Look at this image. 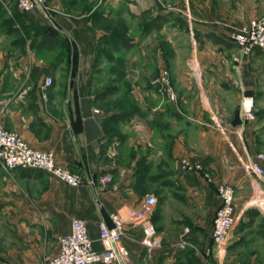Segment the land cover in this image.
Here are the masks:
<instances>
[{
	"label": "crops",
	"instance_id": "1",
	"mask_svg": "<svg viewBox=\"0 0 264 264\" xmlns=\"http://www.w3.org/2000/svg\"><path fill=\"white\" fill-rule=\"evenodd\" d=\"M126 1L47 0L50 20L35 8L25 13L28 19L0 27L2 127L35 149L50 150L56 163L85 181L67 185L44 170L0 167V264H43L74 216L102 250L96 225L101 219L110 224L111 213L124 221L117 245L125 264H264V181L239 163L264 153V85L256 87L255 74L240 76L228 65L209 74L207 63L221 61L198 59V71L184 76L181 91L162 97L157 89L139 90L132 103L111 104L112 93L97 95L107 87L99 80L108 68L100 50L110 32L122 30L120 11L112 10ZM128 3L132 15L150 19L167 13L174 0ZM176 3L197 51L222 45L233 18L264 13V0ZM243 96L252 98L253 120L243 118ZM115 112L127 118L116 120ZM183 158L202 172L182 171ZM104 173L111 179L87 183ZM221 183L233 184L234 218L225 243L214 246L211 220ZM146 194L157 198L147 217L160 241L148 252L139 242L141 227L129 222Z\"/></svg>",
	"mask_w": 264,
	"mask_h": 264
},
{
	"label": "built area",
	"instance_id": "2",
	"mask_svg": "<svg viewBox=\"0 0 264 264\" xmlns=\"http://www.w3.org/2000/svg\"><path fill=\"white\" fill-rule=\"evenodd\" d=\"M157 2L159 0H148ZM19 11H29L38 8L46 20L51 19V13L47 0H15ZM230 38L235 48L242 55H251L256 48H264V13L251 17L241 24L236 25L230 31ZM163 90L171 92L168 80V72L162 69L157 79ZM50 78L45 77L42 85L47 86ZM252 98L243 96L240 106L243 118L253 119ZM264 159L262 151L255 154L253 159H239L243 169L264 181V166L261 161ZM0 165L6 170L12 168H35L47 171L54 178L67 185H76L85 182L77 172L69 170L55 161L50 150H38L31 147L23 140L21 135L13 130H7L0 123ZM179 167L182 171L195 170L202 172V166L190 159H181ZM207 176V173L203 171ZM111 179L108 173L92 176L87 183H104ZM234 188L231 183H221L216 187L218 203L211 220L210 239L214 246L225 243L234 218ZM254 200V199H253ZM252 200V202H254ZM157 198L153 194H146L136 209L130 210L129 222L138 224L141 227L139 242L146 252L154 247L160 246L156 238V228L148 219L147 214L154 208ZM110 224L101 219L97 222L98 239L103 243L102 250H96L91 243V238L82 218L74 216L70 221V231L59 235L57 238V251L46 258L43 264H125L123 253L118 248L123 230L124 221L116 213L110 214ZM184 245L185 241L178 242Z\"/></svg>",
	"mask_w": 264,
	"mask_h": 264
},
{
	"label": "rangeland",
	"instance_id": "3",
	"mask_svg": "<svg viewBox=\"0 0 264 264\" xmlns=\"http://www.w3.org/2000/svg\"><path fill=\"white\" fill-rule=\"evenodd\" d=\"M129 1H126V5L116 4L115 8L120 9H113L112 13L120 11V19H116L117 25L120 26L119 20L123 23V34L132 38L133 46L124 51L113 52L109 50V42H107L102 45L100 50L103 58L102 65L108 68L99 74V80L107 87L115 86L117 88L111 94V104L121 101L132 103V98L139 90L149 94L152 88L154 91L157 89L162 97L172 95L175 89L181 91L184 88V76L191 77L194 72L196 74L198 71L195 64L198 59L221 61L207 63L206 71L209 74L215 70L222 73L224 66L228 65L232 71L237 69L240 76L251 77L255 74L253 75V84L256 87L264 85V50H260L254 55H241L230 40V31L245 17L233 18L236 21L226 26L229 33L223 38L225 42L222 45L208 43L207 50L197 51L192 47L189 22L181 15L176 0L167 13H156L168 14V21L148 34L143 32V26L149 17L145 14H139L138 17L132 15ZM26 12L28 11H19L15 0H0V27L28 19ZM162 69H166L168 72L171 92L163 90L161 83L156 80ZM191 83L189 89L193 90V87L196 86L193 79ZM199 99L198 96V104H200ZM153 101L151 95L147 96L148 104H152ZM2 169L5 172L9 171ZM1 227L0 220V229Z\"/></svg>",
	"mask_w": 264,
	"mask_h": 264
},
{
	"label": "trees",
	"instance_id": "4",
	"mask_svg": "<svg viewBox=\"0 0 264 264\" xmlns=\"http://www.w3.org/2000/svg\"><path fill=\"white\" fill-rule=\"evenodd\" d=\"M168 21V14H156L153 18H150L146 21L145 25L143 26V32L148 33L153 29H158L161 25ZM109 42V50L113 52H120L125 50L126 48H130L133 46V40L131 37H127L123 34L122 30H119V27L112 32L109 33L107 37V41ZM117 88L115 86H109L100 91L97 95H109L115 92ZM128 113H121L115 112L113 113L114 119L116 120H124L127 118Z\"/></svg>",
	"mask_w": 264,
	"mask_h": 264
}]
</instances>
